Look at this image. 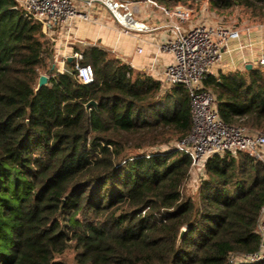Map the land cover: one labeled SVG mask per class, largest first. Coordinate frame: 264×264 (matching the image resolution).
<instances>
[{
	"label": "trees",
	"instance_id": "trees-1",
	"mask_svg": "<svg viewBox=\"0 0 264 264\" xmlns=\"http://www.w3.org/2000/svg\"><path fill=\"white\" fill-rule=\"evenodd\" d=\"M237 3L264 23V0ZM51 46L39 20L0 0V264H69V252L72 264H264L231 262L261 248L264 162L214 154L196 192H184L190 158L161 146L190 131L185 87L163 92L94 46L80 51L93 70L84 84L73 60L51 68ZM41 72L48 82L35 90ZM202 86L225 123L264 131V67L209 73Z\"/></svg>",
	"mask_w": 264,
	"mask_h": 264
},
{
	"label": "built area",
	"instance_id": "built-area-1",
	"mask_svg": "<svg viewBox=\"0 0 264 264\" xmlns=\"http://www.w3.org/2000/svg\"><path fill=\"white\" fill-rule=\"evenodd\" d=\"M15 1L29 17L42 23L43 30L52 33L55 28L67 27L75 17L87 20L88 9L96 0H81L87 10L80 9L76 0ZM98 1L108 8L124 31L145 28L144 24L133 20V11L127 0ZM162 9L169 18L171 35L159 44V49L169 52L172 57L171 62L158 71L161 91L165 92L176 85L185 87L189 96L192 124L186 136L161 146V149L172 148L185 153L190 158L188 177L199 172V180L204 175L207 159L214 154L245 151L264 162V131L225 123L217 111L215 95L202 86V79L220 62L222 50L229 41L239 38L240 30L220 20L199 21L184 27V23L193 19L191 8L175 5L171 8L163 6ZM70 58L74 62L76 78L81 83H91L92 67L79 62L81 57L78 52H74ZM257 65L264 67V54L258 57ZM256 232L261 238L260 250L245 257L235 256L232 263L264 258V202L260 208Z\"/></svg>",
	"mask_w": 264,
	"mask_h": 264
},
{
	"label": "crops",
	"instance_id": "crops-1",
	"mask_svg": "<svg viewBox=\"0 0 264 264\" xmlns=\"http://www.w3.org/2000/svg\"><path fill=\"white\" fill-rule=\"evenodd\" d=\"M134 21L144 24L141 30L124 31L108 8L96 0L88 9L87 20L75 17L65 28H55L52 45V65L56 71L69 69L68 62L74 52L94 46L106 50L133 69L159 79L158 71L171 62V54L159 49V44L171 35L169 18L158 0H127ZM80 9L81 0H76ZM165 7V6H164ZM199 21L215 22L205 14H195L184 27ZM238 39L230 40L222 50L220 62L211 74L242 71L246 65L257 66V59L264 54V23H243ZM151 69V70H149Z\"/></svg>",
	"mask_w": 264,
	"mask_h": 264
},
{
	"label": "rangeland",
	"instance_id": "rangeland-1",
	"mask_svg": "<svg viewBox=\"0 0 264 264\" xmlns=\"http://www.w3.org/2000/svg\"><path fill=\"white\" fill-rule=\"evenodd\" d=\"M236 5H232L228 9L217 10L212 6V0H183L178 5H183L191 8L195 14H205L210 19H216L224 21L226 24H232L234 26L241 25L243 23H251L254 19L260 18V15L257 13L258 10H252L244 4L237 3V0H234ZM251 2L257 3L258 0H250ZM264 12V10H263ZM44 36L50 44L53 45V33L44 30ZM52 47V46H51ZM51 64L52 59H50ZM45 73V72H41ZM147 150V149H146ZM199 172L192 174L188 177L186 183L184 184L183 191L189 194H193L199 188ZM69 264H72V253L69 252L66 256Z\"/></svg>",
	"mask_w": 264,
	"mask_h": 264
},
{
	"label": "water",
	"instance_id": "water-1",
	"mask_svg": "<svg viewBox=\"0 0 264 264\" xmlns=\"http://www.w3.org/2000/svg\"><path fill=\"white\" fill-rule=\"evenodd\" d=\"M247 68H250L251 65L250 64H247L246 65ZM48 82V75L46 73H40L39 74V77H38V80H37V84H36V87H35V90H38L39 88H41L42 86L46 85ZM85 107L86 108H89V107H96V101L95 100H89L86 104H85ZM185 231V228L184 227H181L180 228V231H179V234H178V240L179 241L183 235Z\"/></svg>",
	"mask_w": 264,
	"mask_h": 264
}]
</instances>
